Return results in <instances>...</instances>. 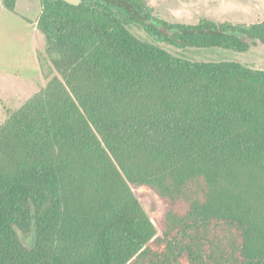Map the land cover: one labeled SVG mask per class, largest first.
<instances>
[{
    "label": "trees",
    "instance_id": "obj_1",
    "mask_svg": "<svg viewBox=\"0 0 264 264\" xmlns=\"http://www.w3.org/2000/svg\"><path fill=\"white\" fill-rule=\"evenodd\" d=\"M40 2L55 75L0 125V264H264V69L161 46L245 52L264 19Z\"/></svg>",
    "mask_w": 264,
    "mask_h": 264
},
{
    "label": "rangeland",
    "instance_id": "obj_2",
    "mask_svg": "<svg viewBox=\"0 0 264 264\" xmlns=\"http://www.w3.org/2000/svg\"><path fill=\"white\" fill-rule=\"evenodd\" d=\"M78 4L80 0H66ZM154 14L170 22L198 23L202 18L254 23L264 19V0H146ZM41 14L40 0H18L12 12L0 0V125L55 75L49 60L47 39L35 22ZM130 30L140 39L152 38L140 25ZM171 53L194 61H234L252 68L264 69V45L245 52L230 49L176 48L161 44ZM146 209L164 210L154 195L141 196ZM34 236L26 239L32 244Z\"/></svg>",
    "mask_w": 264,
    "mask_h": 264
},
{
    "label": "crops",
    "instance_id": "obj_3",
    "mask_svg": "<svg viewBox=\"0 0 264 264\" xmlns=\"http://www.w3.org/2000/svg\"><path fill=\"white\" fill-rule=\"evenodd\" d=\"M41 3V2H40Z\"/></svg>",
    "mask_w": 264,
    "mask_h": 264
}]
</instances>
